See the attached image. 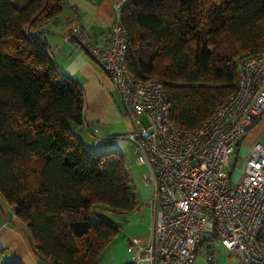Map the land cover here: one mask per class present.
<instances>
[{"label":"trees","instance_id":"16d2710c","mask_svg":"<svg viewBox=\"0 0 264 264\" xmlns=\"http://www.w3.org/2000/svg\"><path fill=\"white\" fill-rule=\"evenodd\" d=\"M65 4L0 0V195L41 258L97 264L120 230L109 213L131 212L137 201L123 155L77 136L82 89L31 34ZM119 21L129 72L162 82L181 130H198L234 90L239 59L264 54V0H128Z\"/></svg>","mask_w":264,"mask_h":264},{"label":"built area","instance_id":"2783aa9c","mask_svg":"<svg viewBox=\"0 0 264 264\" xmlns=\"http://www.w3.org/2000/svg\"><path fill=\"white\" fill-rule=\"evenodd\" d=\"M121 2L107 44H94L74 25L67 37L96 58L114 84L133 128L125 136L142 182L151 187L150 239L129 238L132 264H193L205 231L235 254L237 264H264V145L252 144L237 175L230 158L247 130L264 114V54L236 62L237 81L214 114L196 131L171 124L162 82L129 72L127 44L119 21Z\"/></svg>","mask_w":264,"mask_h":264},{"label":"crops","instance_id":"0c3cea01","mask_svg":"<svg viewBox=\"0 0 264 264\" xmlns=\"http://www.w3.org/2000/svg\"><path fill=\"white\" fill-rule=\"evenodd\" d=\"M28 0H14L22 7ZM62 11L33 28L31 34L39 37L47 47L58 71L76 81L83 93L84 123L73 127L85 146L105 147L126 154L117 142L132 130L133 122L125 114L111 77L74 37L67 33L74 25L88 34L94 44L105 45L110 38V25L117 14L116 2L128 0H64ZM255 142L264 145V114L247 130L237 146L234 158L246 156ZM92 148V147H88ZM236 160H234V167ZM242 162V161H241ZM240 165H238L239 167ZM237 167V168H238ZM237 168L233 176L237 175ZM144 185V184H143ZM148 194L133 191L137 207L128 213H109L120 226L97 264H126L131 260L129 238L139 237L146 243L151 236L153 212L150 207L151 187ZM199 246L203 249L193 264H237L233 252L226 250L211 231H205ZM18 260L21 264H50L34 251L27 226L15 215L0 195V264Z\"/></svg>","mask_w":264,"mask_h":264},{"label":"rangeland","instance_id":"374dc122","mask_svg":"<svg viewBox=\"0 0 264 264\" xmlns=\"http://www.w3.org/2000/svg\"><path fill=\"white\" fill-rule=\"evenodd\" d=\"M75 125H73L74 127ZM119 145H121L122 148H124L126 154L124 155V163H125V167H126V170L128 171L129 173V177H130V185L133 189V191H138V193L141 191L142 192H146L148 194L149 192V188L147 186H145V184L143 185V182H142V173L143 171L145 170V168L141 165H137L135 163V160H134V155L132 153V150H131V143L130 142H127L126 140L124 139H120L118 142H117ZM90 146H86V147H92L91 149L96 151V152H99V151H108V149H110V146H105V147H99V146H94L93 144H89ZM234 160H236V164H235V167L233 168L234 170H236V168L238 167V165L241 164V161H242V158L239 156L237 158H234L231 157L230 158V164L234 162ZM230 170V165L228 167V171Z\"/></svg>","mask_w":264,"mask_h":264}]
</instances>
